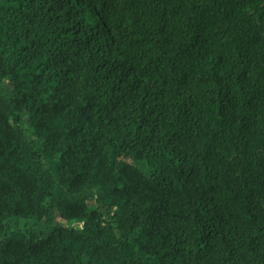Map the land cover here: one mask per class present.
<instances>
[{"label": "trees", "instance_id": "1", "mask_svg": "<svg viewBox=\"0 0 264 264\" xmlns=\"http://www.w3.org/2000/svg\"><path fill=\"white\" fill-rule=\"evenodd\" d=\"M0 264H264V0H0Z\"/></svg>", "mask_w": 264, "mask_h": 264}, {"label": "rangeland", "instance_id": "2", "mask_svg": "<svg viewBox=\"0 0 264 264\" xmlns=\"http://www.w3.org/2000/svg\"><path fill=\"white\" fill-rule=\"evenodd\" d=\"M68 226H72V227H79V225L75 222L73 223H68Z\"/></svg>", "mask_w": 264, "mask_h": 264}]
</instances>
